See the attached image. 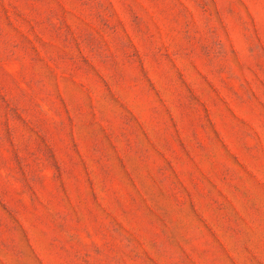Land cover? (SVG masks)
Wrapping results in <instances>:
<instances>
[{
    "label": "rangeland",
    "instance_id": "374dc122",
    "mask_svg": "<svg viewBox=\"0 0 264 264\" xmlns=\"http://www.w3.org/2000/svg\"><path fill=\"white\" fill-rule=\"evenodd\" d=\"M0 264H264V0H0Z\"/></svg>",
    "mask_w": 264,
    "mask_h": 264
}]
</instances>
